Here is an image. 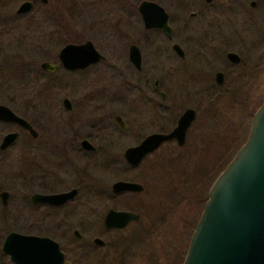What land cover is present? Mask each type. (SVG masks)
Returning a JSON list of instances; mask_svg holds the SVG:
<instances>
[{
  "label": "flooded vegetation",
  "instance_id": "flooded-vegetation-1",
  "mask_svg": "<svg viewBox=\"0 0 264 264\" xmlns=\"http://www.w3.org/2000/svg\"><path fill=\"white\" fill-rule=\"evenodd\" d=\"M49 1L0 0V28L1 23L7 25L9 22L25 17L35 6H46ZM143 1L152 2L148 0H142L141 2ZM164 1L165 3L162 2L161 5L155 2L152 3L163 9L166 15V26L169 29L168 35L159 28L146 29L137 10L141 27L137 26L138 30H136L133 22L129 21L130 28L127 30L128 32H123L119 37H113L115 46L112 45L108 48L111 54L119 50L125 51L128 74L118 70L117 77L120 85L136 88L138 92H141L138 105H135L136 107L131 105L132 113L127 110L125 114L127 106H122L125 109L124 115H115L112 119L123 135L132 138L142 135L134 145L126 149L139 146L150 135H167L173 132L178 128L180 120L188 110L192 111V119L184 130L183 138L180 141L177 136L162 141L156 145L155 149L146 153L137 164L133 165L125 160V149L122 152L121 159L128 169H135L144 162H146L145 164L150 162L151 158L158 155L162 146H176L179 150L185 146L187 136L190 137L188 131L192 127L199 128L197 132L200 133V136L198 138L202 143L205 139L210 140L205 134L210 133L214 128L218 129L220 127L219 119L213 113H206L201 117L198 111L199 108H204L206 103L209 102L210 83H212V89L217 91L223 90L228 85L229 88L223 90V94L235 96L236 100H240L241 96L249 97V92L245 95L241 93L242 86L256 87L257 81L261 82L262 85L264 84V46L244 48L235 46L237 42L242 43V40H245L246 37L258 41V43L261 39V44L263 43L264 0ZM25 3L29 6L26 10H21V6ZM15 4L17 6L12 11L11 6ZM151 33L158 34L157 39L159 41L155 46H153L155 44L153 42L155 41L154 38L149 36ZM5 34L6 31L0 29V38ZM85 42L68 44L78 45ZM90 43L92 44V42ZM245 44H249L248 41ZM132 47L136 48L139 55L138 68L129 59ZM93 48L95 49L94 46ZM149 49L153 52H150ZM144 50L148 51L147 57L144 55ZM57 57L58 53L56 55L57 65H53L57 66V69L61 67L63 73L66 74L84 72L104 59L102 56V59L97 63L88 65L83 69L67 70L62 65L60 66ZM111 67L113 66L111 65ZM151 79L154 80L150 90L148 87ZM193 83H198L202 87L197 90L198 94L196 93L198 97L197 104L195 101L196 106L185 107L177 112L174 107L178 102L177 100L181 99L178 95L179 88L185 87L187 90L190 86H194ZM92 85L93 82L90 81L88 86L91 87ZM167 86H171L175 90L174 94L176 96L168 93V90L164 88ZM232 88H234V91ZM146 89L154 95H146ZM70 91L71 93L67 94L69 96L63 97L61 100L62 111L59 123L61 125V146L63 147L57 146L56 155L59 160L54 164V168L50 169L51 176L46 178L48 172L43 165L37 163L36 156L32 153V159L29 161V174L15 176L17 180L12 182L14 192L9 190L8 186L0 184V231H4L0 235V264H14L9 256L2 251L6 236L11 233L35 236L28 233L37 222L34 217L35 211L41 212L38 222L44 220L51 213L57 215L61 213V244L54 241L55 239H51L58 245L62 254L61 264H182L188 244L183 253L182 249L178 251L176 244L169 243V250L166 249L165 253L157 258L158 249L155 246H149L148 243L151 240L150 238L159 236L158 229L165 228L170 224V212L177 210V206L181 204V195L178 192L174 190L164 192L163 188L168 185L163 184L162 186L161 175L153 178L156 189L154 191H146L140 183L122 176L123 178L121 177L110 184L109 190L94 191L92 196L85 199L80 197L82 194L80 188L84 184L77 176L78 172L73 164L72 157L81 152L92 153L96 150L92 143L97 140L99 133L107 131L106 126L111 125V115L103 114L99 116V119H96L95 115L86 118L85 114H78L76 110L78 105L81 104V106L87 107L88 102H86L85 97H79L80 86L74 89L73 92ZM73 93L78 94L74 95ZM71 95L73 99L69 98ZM96 96L94 97L96 101L104 97ZM74 100L75 102H73ZM191 100L194 101L191 97L186 102ZM104 108H106V105L100 102L96 108L88 111V113L96 114L99 110L101 113ZM163 110L169 115L167 118L162 114ZM207 119H213L210 125H206ZM27 122L35 131V137L13 123L0 121L1 124L17 127L32 140H36L38 138V133L35 130L37 123ZM9 133L13 132L6 134ZM17 134L15 141L19 137L18 132ZM223 139L225 138L218 140L217 143L219 144ZM200 144L197 141L194 144L192 142L190 145L199 146ZM61 157L65 160H61ZM109 160V166H112L114 158L111 157ZM181 161L172 156L168 160H164L167 165L170 164L172 169L176 167V164H181ZM66 163L73 167L75 177L79 181H74L69 189H65V182L62 177ZM149 168L154 171L156 165ZM116 183L136 184L140 186V189L115 191L113 185ZM72 190H75V194L61 205H49L32 201V196L35 194L55 195ZM3 194L5 196H2ZM185 199L187 203L189 198L186 197ZM11 204L13 205L12 210L9 209ZM122 214H128L131 217L126 219ZM145 214L148 215V218ZM186 215L190 218V210L187 211ZM187 217L179 219L180 225L182 227L186 226L187 230L191 227L194 230L193 220L190 218V222H188ZM178 237L179 235L174 236L173 241L175 243L176 241L182 242L181 238ZM182 246L184 247L183 243Z\"/></svg>",
  "mask_w": 264,
  "mask_h": 264
},
{
  "label": "rangeland",
  "instance_id": "rangeland-1",
  "mask_svg": "<svg viewBox=\"0 0 264 264\" xmlns=\"http://www.w3.org/2000/svg\"><path fill=\"white\" fill-rule=\"evenodd\" d=\"M141 1L50 0L46 6H35L25 17L18 18L7 25L1 23L3 27L1 26L0 29L5 30L6 34L0 38V105L8 107L17 116L29 122L37 123L35 130L38 138L32 140L17 127L0 123V140L8 132L19 133V137L12 146L0 151V184L8 186V189L14 192L12 182L17 180L15 176L29 174V161L32 159V153L36 156L37 163L43 165L48 172L46 178L51 176L50 169L54 168V164L59 160L56 155L57 146L62 144L59 123L62 111L61 100L69 96L67 95L71 93L69 90L73 92L80 86L79 97L86 98L89 109L88 106L79 104L76 109L78 114L83 113L87 116L86 118L95 115L96 119L103 114L111 115V125H105L107 131L99 133L97 140L92 143L96 150L92 153L81 152L75 154L76 157H72L78 172L77 176L84 184L80 188L82 192L80 197L85 199L92 196L94 191H107L110 184L122 176L140 183L146 191H154L156 189L153 178L161 175L162 186L163 184L168 185L163 188L164 192L170 190L178 192L181 195V204L177 206V210L170 212V224L158 229L159 236L150 238L148 242L149 246H155L158 249L159 253L156 257L160 258L166 249L169 250V243L176 244L178 251L182 249L184 253L193 228L187 230L186 226L182 227L179 219L186 218L187 211L190 210L193 223L196 224L198 221L211 184L246 140L251 118L264 102V84L257 81L256 87L242 86L241 93L245 95L249 92V97L241 96L240 100H236L235 96L223 94V90L229 88L228 85L223 90L217 91L212 89V83H210L209 102L204 108L198 110L201 117L206 113H213L219 119L220 127L205 134L210 140L205 139L202 143L198 138L199 128L192 127L188 131L190 137L187 136L185 146L179 150L176 146H162L158 155L151 158L150 162L147 164L144 162L135 169H128L121 159L122 152L134 145L142 135L137 138L123 135L112 117L124 115L125 109L122 106H127L125 114L127 110L132 113L131 105H138L141 92H138L136 88L120 85L117 77L118 70L124 74L128 71L125 51L119 50L111 54L108 48L115 46L113 37H119L123 32H128L130 22H133L136 30H138L137 26L141 27L137 13V6ZM148 1L160 5L162 2L165 3L164 0ZM17 4L11 6L12 11L15 10ZM157 35L156 33L149 35L155 40L153 46L159 41ZM246 39H243L242 43L237 42L235 46L242 48L264 46V41L261 44V39L260 44L251 38L246 37ZM85 41L92 42L95 49L103 56L104 59L97 65L75 74L63 73L61 67L53 73L44 72L39 68L40 63L46 61L57 65L56 55L64 45ZM246 41L249 44H245ZM149 51L153 52L151 49ZM144 55L148 56L147 50H144ZM153 80L151 79L149 83L150 90ZM90 81L93 82L91 87L88 86ZM193 85L187 90L185 87L179 88L178 95L181 99L177 100L174 107L177 112L185 107L196 106L198 100L196 93L202 87L198 83H193ZM164 88L168 90V93L175 95V90L171 86ZM232 90L234 91V88ZM145 92L146 95H154L148 90ZM182 94L184 95L181 96ZM72 95L70 99H73ZM96 95L104 97H98V102L94 100ZM191 97L194 101L186 102ZM100 102L106 105L101 113L100 110L96 114L88 113ZM162 114L166 118L169 116L165 110ZM212 121L213 119H207L206 125H210ZM222 138L225 139L218 144L217 141ZM197 141L201 143L199 146L190 145ZM225 146H231L227 154H225ZM171 156L182 160L181 164H176L174 169L164 162ZM111 157L114 158V162L112 166H109ZM61 160L65 159L61 157ZM152 165H156L154 171L149 168ZM63 172L65 189H69L74 181L79 182L75 177L73 167L69 164L64 165ZM186 197L189 198L187 203ZM9 209H13L12 204ZM40 214V211L34 212L37 222L28 233L55 239L54 241L61 244V213L58 215L51 213L38 222ZM145 216L148 218L147 214ZM190 218L187 219L188 222ZM3 233L4 231H0V235ZM175 235H179L182 242L176 241L175 243L173 241ZM168 239L170 241H167Z\"/></svg>",
  "mask_w": 264,
  "mask_h": 264
},
{
  "label": "water",
  "instance_id": "water-1",
  "mask_svg": "<svg viewBox=\"0 0 264 264\" xmlns=\"http://www.w3.org/2000/svg\"><path fill=\"white\" fill-rule=\"evenodd\" d=\"M28 6L25 3L20 9L26 10ZM137 10L146 29L159 28L168 35L162 8L143 1ZM57 58L60 66L76 70L97 63L102 56L90 42H85L65 45ZM129 59L138 68L139 55L135 47L130 49ZM39 67L49 73L57 69L49 62H43ZM191 119L192 111L188 110L177 129L167 135L146 137L139 146L125 150V160L137 164L162 141L175 136L180 141ZM0 121L13 123L32 137L36 136L25 119L4 105H0ZM17 135V132L6 134L1 140L0 151L8 149ZM138 189L139 185L130 183L113 185L115 191ZM74 194L75 190L55 195L35 194L32 201L61 205ZM122 216L131 217L128 214ZM2 251L14 264H61L63 259L58 245L48 237L11 233L6 236ZM182 264H264V102L251 118L244 144L211 184Z\"/></svg>",
  "mask_w": 264,
  "mask_h": 264
},
{
  "label": "trees",
  "instance_id": "trees-1",
  "mask_svg": "<svg viewBox=\"0 0 264 264\" xmlns=\"http://www.w3.org/2000/svg\"><path fill=\"white\" fill-rule=\"evenodd\" d=\"M230 148H231V146H225V154H227L228 153V151L230 150Z\"/></svg>",
  "mask_w": 264,
  "mask_h": 264
}]
</instances>
